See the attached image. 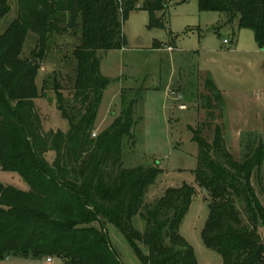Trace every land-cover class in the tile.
I'll list each match as a JSON object with an SVG mask.
<instances>
[{
	"label": "trees",
	"instance_id": "1",
	"mask_svg": "<svg viewBox=\"0 0 264 264\" xmlns=\"http://www.w3.org/2000/svg\"><path fill=\"white\" fill-rule=\"evenodd\" d=\"M10 0H0V21L11 11ZM187 0H183L185 2ZM170 0H18L19 15L0 32V170L19 174L29 185L24 192L0 183V260L62 259L67 264H123L106 232L114 224L136 247L143 244L145 264H198L193 248L180 233L196 191L170 188L152 204L145 199L161 170L124 168L123 141L135 139L134 107L126 102L113 124L94 136L99 107L109 81L101 73V51L128 46L124 24L131 12L146 10L150 29L168 28ZM202 11L226 17L249 28L264 45V0H199ZM80 27L74 93L66 99L54 71L43 91L54 89L58 109L68 132L44 133L34 100L36 78L54 36ZM29 33L37 37L30 58L22 57ZM174 48L173 46H169ZM204 99L209 124H216L213 142L192 129L201 149L196 178L210 197V213L202 233L205 246L218 253L223 264H264V203L252 182L264 165L260 141L244 162L227 149L223 122L225 104L211 80ZM124 103V100H123ZM215 104V105H214ZM54 152L51 164L46 155ZM209 154H211L209 156ZM264 196V182L260 180ZM240 203V207L238 206ZM140 217L146 231L134 229Z\"/></svg>",
	"mask_w": 264,
	"mask_h": 264
},
{
	"label": "rangeland",
	"instance_id": "2",
	"mask_svg": "<svg viewBox=\"0 0 264 264\" xmlns=\"http://www.w3.org/2000/svg\"><path fill=\"white\" fill-rule=\"evenodd\" d=\"M9 3L12 9L0 21L1 33L19 15L18 0ZM166 19L167 29H150L149 12L133 11L123 28L128 46L98 53L101 73L109 84L99 107L94 136L113 124L126 102L135 101V139L123 141L124 168L161 170L149 188L146 204L154 203L170 188L192 187L196 193L180 233L193 248L198 264H223L222 257L208 249L202 237L209 218L210 197L197 183L201 149L193 141L192 129L213 142L216 124H209L204 109V98L209 96L205 84L211 80L223 96L224 119L218 123L223 124L224 140L235 160L244 162L252 145L264 143V45L257 42L251 29L239 28L237 23L227 26L224 15L202 11L199 0H170ZM50 44L51 51L36 78L39 96L34 103L44 133H66L70 125L58 109L56 91L42 89L44 80L57 71L63 95L66 99L73 97L76 61L72 53L81 44L80 27L64 36H54ZM36 46V35L29 33L22 57L30 58ZM55 158L54 152L46 155L51 164ZM260 180L264 182V165L259 180L256 176L252 182L264 203ZM0 183L30 191L16 173L0 170ZM132 225L140 233L146 231V223L138 216L132 218ZM106 232L123 264H145L148 250L143 244L136 243L134 247L111 223L106 225ZM260 233L264 239V227ZM0 264L67 263L59 258L48 263L46 258L11 256L0 260Z\"/></svg>",
	"mask_w": 264,
	"mask_h": 264
},
{
	"label": "built area",
	"instance_id": "3",
	"mask_svg": "<svg viewBox=\"0 0 264 264\" xmlns=\"http://www.w3.org/2000/svg\"><path fill=\"white\" fill-rule=\"evenodd\" d=\"M225 44H229V41L228 40H225ZM48 262H52V259H48Z\"/></svg>",
	"mask_w": 264,
	"mask_h": 264
},
{
	"label": "crops",
	"instance_id": "4",
	"mask_svg": "<svg viewBox=\"0 0 264 264\" xmlns=\"http://www.w3.org/2000/svg\"><path fill=\"white\" fill-rule=\"evenodd\" d=\"M49 263V262H48Z\"/></svg>",
	"mask_w": 264,
	"mask_h": 264
}]
</instances>
